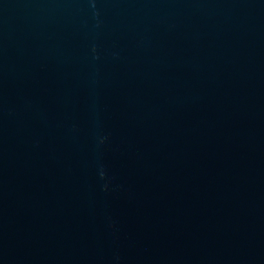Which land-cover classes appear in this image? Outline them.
Segmentation results:
<instances>
[{
    "label": "water",
    "instance_id": "95a60500",
    "mask_svg": "<svg viewBox=\"0 0 264 264\" xmlns=\"http://www.w3.org/2000/svg\"><path fill=\"white\" fill-rule=\"evenodd\" d=\"M0 264H264V0H0Z\"/></svg>",
    "mask_w": 264,
    "mask_h": 264
}]
</instances>
